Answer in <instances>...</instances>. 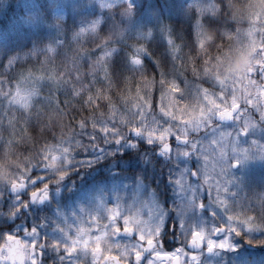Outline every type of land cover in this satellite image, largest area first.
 <instances>
[{
	"label": "snow or ice",
	"instance_id": "1",
	"mask_svg": "<svg viewBox=\"0 0 264 264\" xmlns=\"http://www.w3.org/2000/svg\"><path fill=\"white\" fill-rule=\"evenodd\" d=\"M90 17L81 21L58 14L64 29L50 24L55 35L46 40L30 35L0 40V147L23 145L27 154L22 166L10 169V177L0 175V184L11 193L9 210L0 206V240L24 242L30 251L23 264H53L45 257L48 250L62 262L81 250L90 253V261L76 258L72 264H191L189 256L204 264L202 255L214 254L217 247L235 250L233 233H264V211H257L264 209V186L245 191L242 199L243 177L236 174L254 159L264 162V150L254 158L225 150L212 155L218 137L231 138L233 122L237 142L243 137L258 143L255 129H264V111L209 68L215 57L200 55L205 27L217 32L218 53L225 40L221 28L235 30L226 0H217L215 12L204 11L199 0H101ZM87 33L92 35L85 43L91 47H73ZM256 55L261 62L249 76L264 85V40ZM245 115H251L252 124L243 123ZM201 133L207 139L198 138ZM128 134L158 144V152L168 157L173 139L182 146L179 156L197 155L198 166L181 169L174 178L183 201L179 224L173 220L171 228L179 227L182 244L167 247L169 225L155 193L127 205L119 198L112 204L99 201L82 208L75 224L64 221L43 236L37 226L22 234L13 230L29 200L43 203L50 184L68 175L77 151L88 162V149L102 151L101 140L135 147ZM210 158L215 160L211 169ZM260 183L264 185V177ZM205 188L223 222L209 225L194 216L189 224L187 213L205 207L197 198ZM25 191L26 196L19 195ZM121 233L126 240L114 239Z\"/></svg>",
	"mask_w": 264,
	"mask_h": 264
},
{
	"label": "rangeland",
	"instance_id": "2",
	"mask_svg": "<svg viewBox=\"0 0 264 264\" xmlns=\"http://www.w3.org/2000/svg\"><path fill=\"white\" fill-rule=\"evenodd\" d=\"M105 1L107 2V0ZM199 2L202 4L203 9H207L209 7L208 1L199 0ZM263 14H264V10L262 14H260L256 18L262 19L261 16ZM244 35H245L243 38L244 42L242 44V48H240V57L237 63L232 66H229L230 69H227L224 72H216V74L220 76L221 80L229 81L230 86L235 88L236 93L238 95L242 93L244 97L250 96L251 102L254 105H257L259 110L264 111V88L261 85H258L257 82L253 80L251 77H249L248 74L250 72V68L254 64H258L261 62L260 59L257 57L256 53L260 49L261 41L264 40V21L261 20L259 25L252 26L250 30L244 33ZM243 123L245 125L252 124L253 120L251 115H245ZM235 127H237V125L233 123V127L228 129V131L231 133V138H229L228 136L218 137L216 152L212 153V155L219 157L221 155V150H225L228 155H231L233 152H242L248 155L250 158L258 157L259 153L262 150H264V138H262V135H264V129L261 128L255 129L256 138L260 140V142L251 143V142H245L243 137L240 138V142H237L236 140L237 132L235 131ZM201 137L207 139V136L204 135L203 133H201L198 138ZM127 145L128 144L125 142L123 146H119V149L125 148L127 147ZM209 151L211 152V149H209ZM76 155H78V151L75 154V162L73 163L71 167V171H69L68 175L65 176L64 179L61 180L59 183L54 182L52 183L53 185H51L53 188L52 201L51 203L48 204L49 205L48 213L49 215L52 214V217L49 220V225L51 226V228L54 229L57 225L62 226V222L64 221H66L68 224H75L76 223L75 217L79 215L80 210L82 208H92L99 201H102L105 204H112V203H116L117 198H119L121 202L127 205L130 204L136 197L140 199H144L149 193H155L156 200L166 212L165 219H166V223L169 225V227L164 233V238L167 241L170 236L171 237L173 236V230L171 231L170 225L173 220L176 221L177 225L179 224L180 217L178 215V212L182 207V201H183V197H182L183 193H180L177 190L175 184L171 186V188L174 196L177 199L176 202H174L173 199L163 200L155 188L148 187L143 181H138V182H128L126 184H122L119 186L114 185L111 193L105 196L98 195L96 197L94 194H87L84 198L85 202L79 204V202L76 201V198L73 195V193H68L65 195L63 194L65 193L66 190L68 191L73 190L74 186L72 182L74 181L73 175L76 173V166L79 165L80 162L83 163V160L79 161ZM181 158L182 160H184L183 161L184 166L187 165L186 168L183 167L184 169L190 170L193 166H198V159H197V155L195 154H193L189 159L186 160L185 157H181ZM214 165H215V160L210 158L208 160L209 168L211 169ZM218 170H219V166H217V171ZM263 170H264V162H261L259 159H254L253 162H250L247 166L243 167L236 173L237 175L243 177L244 190L241 192L242 199L244 198V192L249 188L247 187V185L250 184L251 181H253L252 178L257 177V179H259L260 176L261 179L262 177H264V175H260V172H262ZM63 182L66 183L62 184ZM193 183L197 187H199L198 180L193 181ZM64 196H68L67 198H65L66 201L62 200ZM197 198L205 201V207L204 209H196L194 214L192 212L187 213L185 218L187 219L189 224L194 222V216L201 223H207L209 225L213 223L223 222L221 220L222 213L219 212V210L214 206L212 200L209 199L206 188L197 193ZM13 202L15 203V200ZM245 203H247L246 199H245ZM213 212H216L215 217L212 216ZM177 231L181 237L184 236L181 233L179 227H177L176 235H174L176 241L178 240ZM234 235L235 234L233 233L231 236V242L236 245V248H238V245L240 244L239 242L242 241V236H237V235L234 236ZM114 239L124 241L127 239V237L120 234L119 237H116ZM215 251L216 252L210 256L206 254L202 255V261L204 262V264H215V262L221 258L223 250L217 247ZM63 255L64 254L62 253L61 256ZM76 258L88 259L90 261L91 256L90 253L85 255L84 252L81 250L76 253H73L71 256H66L63 262L60 260V263L72 264V261H74ZM187 259L191 261V264H200L199 257H197L195 261L191 256L187 257Z\"/></svg>",
	"mask_w": 264,
	"mask_h": 264
},
{
	"label": "trees",
	"instance_id": "3",
	"mask_svg": "<svg viewBox=\"0 0 264 264\" xmlns=\"http://www.w3.org/2000/svg\"><path fill=\"white\" fill-rule=\"evenodd\" d=\"M206 1L210 3L208 4L209 7L204 9V11L215 12L217 0ZM100 2L101 0H0V40H11L25 35L46 40L50 35H55L50 24H59L64 29L63 19H56L58 14L67 13L73 19L88 21L91 18L90 13L93 11L94 6ZM104 2L106 3L105 0ZM226 2L231 12V18L236 23L234 31L221 28L225 35L224 48L221 53L217 51V46L221 43L217 32L209 30L207 27L203 30L206 39L200 55L205 60H208L209 57H215V60L208 65L215 73L224 72L230 69L229 66L237 63L240 57V48H242L244 42V33L250 30L252 26L259 25L261 20L264 21V14L261 16L262 19L256 18L264 10V0H226ZM125 7L126 4L122 3L121 8ZM96 19L99 20L101 18L97 17ZM176 27L178 30H182L183 26L178 24ZM72 31L74 32V29ZM71 34L72 32H69V35ZM91 35V33H87L81 36L73 47L83 46L90 48L91 44L85 43V41L90 40ZM99 35L102 37L104 34L99 33ZM133 35H135V30H133ZM156 51L159 52L161 50L156 49ZM130 135L128 134V139H131ZM28 143H30V140ZM99 143L100 145L106 144L103 140ZM152 147L146 141L140 140L136 147L132 148V151L128 153V160L139 158L141 155L144 156ZM80 152L82 153V158H85V153L83 151ZM26 155L23 151V145L16 147L8 144L0 147V175L10 177L11 171H15L16 166L23 165V157ZM88 157L90 155L87 153ZM156 164L161 167L162 173H170V167L166 168L165 165L167 164L165 162L158 161ZM142 173L150 175L152 169L145 165L142 168ZM262 186L264 185L257 184L256 188ZM257 211L260 213L264 209L257 208ZM242 238L245 241L254 243L257 248L248 249L244 247L234 252L224 251L216 264H264V233L252 237L243 234Z\"/></svg>",
	"mask_w": 264,
	"mask_h": 264
},
{
	"label": "flooded vegetation",
	"instance_id": "4",
	"mask_svg": "<svg viewBox=\"0 0 264 264\" xmlns=\"http://www.w3.org/2000/svg\"><path fill=\"white\" fill-rule=\"evenodd\" d=\"M125 141H122L120 144H116V149H108V150H96L92 151L95 154V158L91 161L90 164H79L76 166V173L73 175L74 181L73 184V190L68 191L66 190L65 194L73 193V195L76 198V201L79 202V204H82L85 202V196L87 194H94L96 197L98 195H107L110 194L112 191V188L114 185L119 186L122 184H126L129 181L128 176V159H127V153L128 150L126 149H119L118 146H123ZM154 149H150L147 151L146 157L148 158L149 162H154V160L158 161H164L168 163V165H165V167H171L174 170L177 171L178 167L183 166L184 168L187 167L184 166L182 160V156L178 155L179 148L182 147L178 144L175 139H173V151L172 155L170 157L162 155L158 152V144H154ZM105 157H104V155ZM113 157H112V156ZM191 157V156H190ZM190 157L185 158L189 159ZM141 158L136 160V163L141 162ZM154 166V165H153ZM157 168V174L155 175L156 181H151L159 186H164L165 182L167 181L168 175L166 173L161 172V167L156 166ZM182 168V169H184ZM177 171V175L179 174ZM141 175V173H140ZM140 175H134L132 178V182H138L143 181L141 179ZM175 174L174 177L177 176ZM66 182H63L62 184H65ZM68 183V182H67ZM50 187L51 195L53 193L52 186ZM21 196H26V192L21 194ZM68 196H64L62 198L63 201H65V198ZM25 213H20L18 216L20 218H27L28 219V225L24 223V225L21 228H13V230H19L20 233H23L24 228H31L32 226H37L40 229L41 236L45 235L46 232H51L53 228H49L45 226L44 222L39 221L42 218H48L49 215V205L47 203L40 204V203H34L32 204L29 200V207L24 210ZM176 234V232H175ZM178 240L174 242V238L172 239V242L174 243V246L177 244H182L184 242V236L181 237L180 234H178ZM7 241L0 240V264H5V262H8V264H11L8 261V249H7ZM23 245L24 242L22 241ZM27 251L25 249L24 245V257L27 254ZM60 256L62 253L59 254ZM46 259L53 260V264H61L60 259L57 256V253L51 250H48L45 252ZM24 261V258H23ZM23 264V262H22Z\"/></svg>",
	"mask_w": 264,
	"mask_h": 264
},
{
	"label": "water",
	"instance_id": "5",
	"mask_svg": "<svg viewBox=\"0 0 264 264\" xmlns=\"http://www.w3.org/2000/svg\"><path fill=\"white\" fill-rule=\"evenodd\" d=\"M9 192H10V190H9ZM49 199H50V193H49V198L46 201H48ZM43 203H40V204H43ZM8 250H9V255L12 257V260H11L12 263H20V260H22V258H23V254H22L23 246L20 243V241L18 239L17 240H11L10 239Z\"/></svg>",
	"mask_w": 264,
	"mask_h": 264
}]
</instances>
